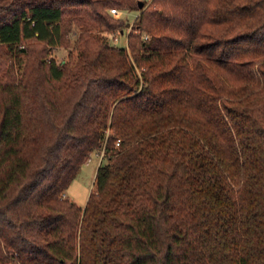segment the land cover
Wrapping results in <instances>:
<instances>
[{
	"label": "trees",
	"instance_id": "trees-1",
	"mask_svg": "<svg viewBox=\"0 0 264 264\" xmlns=\"http://www.w3.org/2000/svg\"><path fill=\"white\" fill-rule=\"evenodd\" d=\"M0 264H264V0H0Z\"/></svg>",
	"mask_w": 264,
	"mask_h": 264
},
{
	"label": "rangeland",
	"instance_id": "rangeland-1",
	"mask_svg": "<svg viewBox=\"0 0 264 264\" xmlns=\"http://www.w3.org/2000/svg\"><path fill=\"white\" fill-rule=\"evenodd\" d=\"M139 2L149 1V0H138ZM115 17H124L128 20L129 23H132L137 16L136 12L123 11L121 14H112ZM110 40V43L126 47L127 43V32H114L111 35L107 36ZM70 43L67 44L66 40L61 47L50 50L51 55L56 62L60 63L61 61H70L75 56V51L73 49L74 40L70 37ZM103 152H97L90 155L89 160L81 167L76 178L71 182L68 189L65 191V197L70 201L76 203L78 206L83 207L86 203L88 194L93 190L94 187V177L95 172L98 168V165L101 162Z\"/></svg>",
	"mask_w": 264,
	"mask_h": 264
},
{
	"label": "built area",
	"instance_id": "built-area-1",
	"mask_svg": "<svg viewBox=\"0 0 264 264\" xmlns=\"http://www.w3.org/2000/svg\"><path fill=\"white\" fill-rule=\"evenodd\" d=\"M149 1H150V0H149ZM122 12H123V11H118V10H115V9H110V13H111V14H121ZM135 18H136V17H135ZM132 24H133V22H132V23L130 24V26L126 29L127 34L132 30V27H131ZM133 32H134V33H140L138 29H134ZM143 39H144V40H147V39H148V36H147V35H144V36H143Z\"/></svg>",
	"mask_w": 264,
	"mask_h": 264
},
{
	"label": "water",
	"instance_id": "water-1",
	"mask_svg": "<svg viewBox=\"0 0 264 264\" xmlns=\"http://www.w3.org/2000/svg\"><path fill=\"white\" fill-rule=\"evenodd\" d=\"M139 4H140V7L142 6V2H139Z\"/></svg>",
	"mask_w": 264,
	"mask_h": 264
},
{
	"label": "crops",
	"instance_id": "crops-1",
	"mask_svg": "<svg viewBox=\"0 0 264 264\" xmlns=\"http://www.w3.org/2000/svg\"><path fill=\"white\" fill-rule=\"evenodd\" d=\"M91 192V191H90ZM89 195V194H88ZM88 198V197H87Z\"/></svg>",
	"mask_w": 264,
	"mask_h": 264
}]
</instances>
